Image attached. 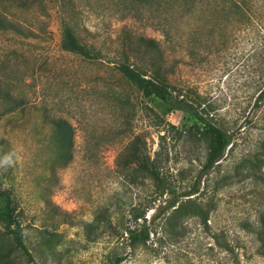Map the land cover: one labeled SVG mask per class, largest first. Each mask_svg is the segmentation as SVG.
Returning a JSON list of instances; mask_svg holds the SVG:
<instances>
[{
  "label": "rangeland",
  "instance_id": "374dc122",
  "mask_svg": "<svg viewBox=\"0 0 264 264\" xmlns=\"http://www.w3.org/2000/svg\"><path fill=\"white\" fill-rule=\"evenodd\" d=\"M0 13L33 34L0 31V182L28 254L0 222V264H264L255 237L264 213V0H0ZM64 24L91 58L62 50ZM139 37L158 42L164 82L230 135L188 197L179 195L209 139L119 74V63L148 72L157 60ZM52 119L72 130L66 163ZM132 149L159 153L170 193L134 169ZM174 198L177 211L167 208ZM127 230L147 239L130 242Z\"/></svg>",
  "mask_w": 264,
  "mask_h": 264
},
{
  "label": "trees",
  "instance_id": "16d2710c",
  "mask_svg": "<svg viewBox=\"0 0 264 264\" xmlns=\"http://www.w3.org/2000/svg\"><path fill=\"white\" fill-rule=\"evenodd\" d=\"M0 31L1 32H13L23 37H32V32L28 28H22L19 24L14 23L5 18L0 13ZM23 32L25 34H23ZM27 33V34H26ZM138 41L143 43L146 48L152 49L156 52L157 60L150 63L148 72H142L134 66H129L125 63H119L117 65V71L125 78L144 97H154L162 104H164L169 110L179 111L195 122L200 124L204 130V133L209 139V147L206 152L204 161L198 171L194 180L188 186L186 192H183L179 197H188L194 195L199 190V179L201 176L207 174L215 163L222 157L226 147L230 143V135L222 131L220 128L209 122L189 101L185 100L181 96L179 91L171 89L163 80L162 66L160 64V50L157 41L151 38L139 37ZM62 50L79 55L83 58H91L90 52L80 45L72 34L71 29L67 25L62 27ZM7 98L14 99L6 93ZM264 96V87L261 91L260 97ZM15 103V102H14ZM16 104V103H15ZM16 107V106H14ZM13 108H10L7 112H11ZM50 128L52 130L53 137L58 149V157L66 163L70 158V148L72 139V130L67 122L62 119H52L49 121ZM130 162L134 165V169L143 173L149 180H152L156 189L161 190L162 193H170L171 189L165 183L161 174V160L159 153L155 152L154 156L140 157L135 150H131ZM188 200V199H187ZM177 203V198H174L168 203L167 208H173ZM181 205L178 203L177 207L173 208V211H177ZM143 218V215L133 216V219ZM0 222L8 229V233L11 236V240L15 249L20 251L24 255H28L27 251L22 243V227L15 219L13 200L10 191L3 186L0 182ZM258 226L255 230V237L258 243V253L264 256V213H261L257 219ZM127 238L130 242L133 241H145L147 239V232L127 230ZM119 260L115 262L117 264Z\"/></svg>",
  "mask_w": 264,
  "mask_h": 264
}]
</instances>
